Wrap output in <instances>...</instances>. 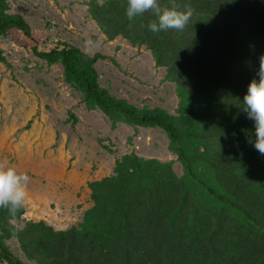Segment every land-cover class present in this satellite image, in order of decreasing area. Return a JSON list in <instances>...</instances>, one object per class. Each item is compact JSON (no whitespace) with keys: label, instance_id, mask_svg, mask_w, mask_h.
<instances>
[{"label":"trees","instance_id":"obj_1","mask_svg":"<svg viewBox=\"0 0 264 264\" xmlns=\"http://www.w3.org/2000/svg\"><path fill=\"white\" fill-rule=\"evenodd\" d=\"M161 5L168 0H159ZM193 10L182 31L153 34L151 12L128 21L127 0L92 1L90 14L109 41L145 47L176 84L180 108H138L100 87L96 64L106 57L32 30L9 15L0 0V36L12 38L48 66L63 67L64 82L83 94L115 128L161 129L184 173L155 166L135 153L118 160L115 175L89 184L93 207L83 221L57 231L0 210V264H25L11 249L17 240L36 264H264V156L254 141V121L243 97L264 56V0H176ZM0 64L12 69L0 49ZM72 126L78 122L70 115Z\"/></svg>","mask_w":264,"mask_h":264},{"label":"rangeland","instance_id":"obj_2","mask_svg":"<svg viewBox=\"0 0 264 264\" xmlns=\"http://www.w3.org/2000/svg\"><path fill=\"white\" fill-rule=\"evenodd\" d=\"M8 14L21 16L36 33L46 35L49 49L66 42L106 60L96 64L100 87L138 108H163L176 115L180 108L176 84L165 68L156 66L145 47H133L118 37L109 41L92 19L94 0H6ZM103 3L105 0H95ZM0 49L12 65L0 64V162L30 177L26 214L16 223L45 221L57 231L83 221L94 205L89 184L115 175L116 163L135 153L155 166L171 163L184 173L169 139L161 129L114 128L99 110L83 103V94L64 82L61 65L48 66L12 38L0 36ZM78 122L72 126L70 115ZM11 249L29 261L17 240Z\"/></svg>","mask_w":264,"mask_h":264},{"label":"clouds","instance_id":"obj_3","mask_svg":"<svg viewBox=\"0 0 264 264\" xmlns=\"http://www.w3.org/2000/svg\"><path fill=\"white\" fill-rule=\"evenodd\" d=\"M146 12L157 17L149 22L147 29L153 34H159L168 30H184L194 10L189 5L179 10L176 0H168L165 5H161L159 0H127L125 14L130 26L131 22ZM257 77L250 82L243 97V111L248 119L254 121L255 140L250 137L248 142L264 156V56L259 58ZM29 182L30 177L26 173H20L15 166L0 162V210L15 218L28 197Z\"/></svg>","mask_w":264,"mask_h":264}]
</instances>
